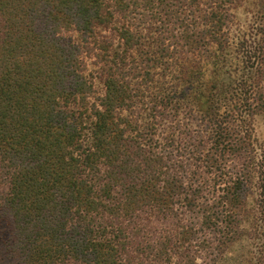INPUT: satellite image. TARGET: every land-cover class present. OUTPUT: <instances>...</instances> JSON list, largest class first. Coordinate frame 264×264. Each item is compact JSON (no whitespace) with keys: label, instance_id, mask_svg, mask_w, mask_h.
Wrapping results in <instances>:
<instances>
[{"label":"trees","instance_id":"trees-1","mask_svg":"<svg viewBox=\"0 0 264 264\" xmlns=\"http://www.w3.org/2000/svg\"><path fill=\"white\" fill-rule=\"evenodd\" d=\"M244 2L0 0V264H220L258 231Z\"/></svg>","mask_w":264,"mask_h":264},{"label":"rangeland","instance_id":"rangeland-1","mask_svg":"<svg viewBox=\"0 0 264 264\" xmlns=\"http://www.w3.org/2000/svg\"><path fill=\"white\" fill-rule=\"evenodd\" d=\"M256 8V0H245L244 4L240 6L238 9L239 21L243 27V29H247L246 31L254 32L255 25L257 22L255 11ZM255 132L256 139L260 148L264 147V114L258 115L255 119ZM252 198L249 203L250 209L257 210V204H255L257 195V190L254 189ZM253 206V207H252ZM252 207V208H251ZM257 224L258 231L252 230L253 225H249V234L245 236V238L239 242L234 243L230 246L228 250V254L224 261L220 264H247V260L252 256L257 255L259 252L264 253V212L257 211ZM14 264L15 260H14Z\"/></svg>","mask_w":264,"mask_h":264}]
</instances>
